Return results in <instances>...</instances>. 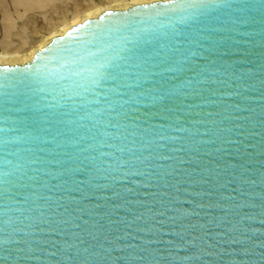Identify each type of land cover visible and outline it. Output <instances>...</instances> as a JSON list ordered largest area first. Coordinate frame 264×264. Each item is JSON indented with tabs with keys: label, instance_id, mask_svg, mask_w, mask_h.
<instances>
[{
	"label": "water",
	"instance_id": "1",
	"mask_svg": "<svg viewBox=\"0 0 264 264\" xmlns=\"http://www.w3.org/2000/svg\"><path fill=\"white\" fill-rule=\"evenodd\" d=\"M0 264H264V0L108 11L0 65Z\"/></svg>",
	"mask_w": 264,
	"mask_h": 264
},
{
	"label": "rangeland",
	"instance_id": "2",
	"mask_svg": "<svg viewBox=\"0 0 264 264\" xmlns=\"http://www.w3.org/2000/svg\"><path fill=\"white\" fill-rule=\"evenodd\" d=\"M105 1L0 0V47L7 48L9 52L21 50L28 53L64 23H70L74 17L93 6H104ZM15 64L1 66H22L28 63Z\"/></svg>",
	"mask_w": 264,
	"mask_h": 264
},
{
	"label": "bare ground",
	"instance_id": "3",
	"mask_svg": "<svg viewBox=\"0 0 264 264\" xmlns=\"http://www.w3.org/2000/svg\"><path fill=\"white\" fill-rule=\"evenodd\" d=\"M161 1L169 0H106L104 6H93L81 15L74 17L70 23H64L63 26L54 30L48 37H46V39L40 41L36 48L31 49L28 53H23L21 50L9 52L6 50L7 48L0 47V65H7L8 63L26 64L33 61L36 54L49 46L54 39L65 36L73 28L84 24L88 20L98 19L105 12L124 11L137 5H145Z\"/></svg>",
	"mask_w": 264,
	"mask_h": 264
}]
</instances>
